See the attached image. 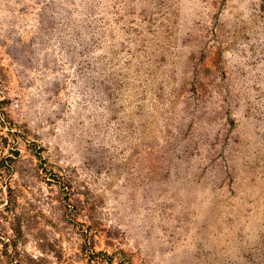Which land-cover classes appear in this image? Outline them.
I'll return each mask as SVG.
<instances>
[{
    "label": "rangeland",
    "instance_id": "obj_1",
    "mask_svg": "<svg viewBox=\"0 0 264 264\" xmlns=\"http://www.w3.org/2000/svg\"><path fill=\"white\" fill-rule=\"evenodd\" d=\"M0 264H264V0H0Z\"/></svg>",
    "mask_w": 264,
    "mask_h": 264
}]
</instances>
